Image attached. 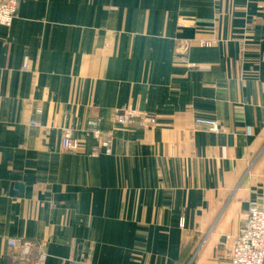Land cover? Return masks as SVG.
<instances>
[{
    "label": "crops",
    "instance_id": "0c3cea01",
    "mask_svg": "<svg viewBox=\"0 0 264 264\" xmlns=\"http://www.w3.org/2000/svg\"><path fill=\"white\" fill-rule=\"evenodd\" d=\"M121 108L158 122L115 129L111 155L62 150L65 127ZM252 205L264 0H21L0 25V264L11 237L46 241L43 264H231Z\"/></svg>",
    "mask_w": 264,
    "mask_h": 264
},
{
    "label": "built area",
    "instance_id": "2783aa9c",
    "mask_svg": "<svg viewBox=\"0 0 264 264\" xmlns=\"http://www.w3.org/2000/svg\"><path fill=\"white\" fill-rule=\"evenodd\" d=\"M20 0H0V25L10 26L15 18L17 6ZM24 68L28 69L26 62ZM152 119L148 114L139 116L121 110H116L114 120L123 122L127 119ZM32 123L39 124L33 120ZM197 123L205 125L210 130H218L215 120L197 119ZM104 146L108 144L104 143ZM63 150L74 151L78 149V144L73 140L69 132L63 136L61 141ZM107 151L110 150L107 148ZM229 257L231 264H264V209L252 205L245 215V220L238 234L227 237ZM8 245L19 252L23 259L28 260V254L36 252V260L32 259L33 264H41L46 260V252L43 243L30 239L16 240L11 238ZM87 264V263H86Z\"/></svg>",
    "mask_w": 264,
    "mask_h": 264
},
{
    "label": "rangeland",
    "instance_id": "374dc122",
    "mask_svg": "<svg viewBox=\"0 0 264 264\" xmlns=\"http://www.w3.org/2000/svg\"><path fill=\"white\" fill-rule=\"evenodd\" d=\"M21 0L18 3L17 6V10H16V14H15V18L14 20L17 18L18 16V10H19V6H20ZM13 20V22H14ZM12 22V24H13ZM11 24V25H12ZM10 25V26H11ZM7 26V27H10ZM24 70H27L26 68H24ZM121 111H126V112H130L133 113L137 116H139V114H148L150 117H152V119H141L140 117H137L135 119H127L126 121L123 122H117L116 120H110L111 121V126L110 128H102V126L99 124V122H97V120H86L84 123V126L81 128H76V127H65V129L62 131V136L63 137L66 132H69L71 137L73 138V140L78 144V149L74 150V151H69V150H63L65 152H71V153H85L87 152L85 150V146L86 144H91L92 146H98V148H94V150L92 152H89L90 156L96 157L97 155L100 154H106V155H111L113 153V142H114V130L117 128H135V127H143V128H147V127H152L154 126L158 120L156 118V116L150 112H145V111H141V110H137V109H131V108H121L118 109ZM32 119L29 120V124L31 125H36V126H42V124H33L32 123ZM106 143L108 144V146H104L103 144ZM107 148L110 150L109 152L107 151ZM96 149V150H95ZM183 226V225H182ZM14 238V237H11ZM9 238V239H11ZM8 239V240H9ZM23 239H28V238H16V240H23ZM33 240V239H30ZM34 241H38V240H34ZM39 242L43 243L44 245V251L46 252V260H44L41 264L45 263L47 261V258L49 256L48 254V247H47V243L46 241L40 240ZM10 247V246H9ZM12 248V247H11ZM228 249V247H227ZM12 250L14 251V254L12 256L13 259V263L17 264L23 261H27L25 259H23V257L21 256V254L19 252H17L16 250H14L12 248ZM150 255H146V254H136L134 256L135 259L139 260V261H143V260H148L150 257ZM28 261L31 262L32 259H34L36 257V252H31L30 254H28ZM133 258V255L131 256ZM37 258V257H36ZM36 258L34 259V261L36 260ZM33 263V261H32ZM95 264L93 262H91L90 260H83L82 264ZM186 264H188L186 262Z\"/></svg>",
    "mask_w": 264,
    "mask_h": 264
}]
</instances>
